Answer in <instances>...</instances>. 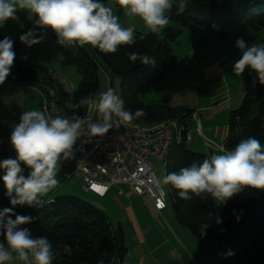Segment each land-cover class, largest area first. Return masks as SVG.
Returning <instances> with one entry per match:
<instances>
[{"label": "trees", "instance_id": "1", "mask_svg": "<svg viewBox=\"0 0 264 264\" xmlns=\"http://www.w3.org/2000/svg\"><path fill=\"white\" fill-rule=\"evenodd\" d=\"M187 5L183 14H177L174 4L170 23L160 36L150 31H137L135 45L120 46L115 53L105 54L90 45L63 48L57 44L62 52L63 65H75L81 75L73 93H60L59 106L63 115H82L85 106L81 107L78 101L90 93L101 91L100 71L104 69L120 79L119 94L124 100L125 109L132 112L144 110L145 115L137 121L150 123L168 118L186 121L192 117L194 112L188 107H171L163 102L144 103L139 99V94L163 79L166 71L176 64L173 43L184 29L203 32V35L215 31L221 39L227 36L225 26L232 23L242 22L247 27L259 30L264 28V0H187ZM51 33L57 41L56 34L52 30ZM5 37L14 41L15 52L14 65L7 79L23 83L35 79L40 81L48 68L22 62L19 59L22 51L19 37L0 33V40ZM132 51L155 57V64H133L128 58V53ZM243 75V99L229 114L224 142V147L229 150L248 137L258 139L264 146V85L259 84L258 80L253 84L256 74L250 69H246ZM26 91L33 92L29 88ZM14 126L12 121L0 119V139H10ZM186 141L184 139L173 145L165 160L166 174L209 156L187 149ZM168 188L177 220L194 236L221 242V250L214 264H264L262 191L245 189L225 203L216 204L210 196L206 199L194 196L191 200H182L175 189L170 185ZM42 200L43 204L39 207L17 205L13 208L0 179V209L13 208L15 214L33 218V222L24 227L30 228L34 236H46L50 240L56 253L53 264H100V261L114 264L113 257L122 261L129 253L122 225L113 226L104 211L92 203L67 194ZM217 219L222 222L217 223ZM202 223L208 225L203 236ZM64 244L71 245V254L63 251ZM230 252L233 254L229 255Z\"/></svg>", "mask_w": 264, "mask_h": 264}, {"label": "clouds", "instance_id": "2", "mask_svg": "<svg viewBox=\"0 0 264 264\" xmlns=\"http://www.w3.org/2000/svg\"><path fill=\"white\" fill-rule=\"evenodd\" d=\"M116 2L125 17L139 18L157 36L169 25L174 4L177 14H183L188 6L187 0ZM18 10H26L31 18L35 17L34 23L40 28L51 29L57 36L56 43L63 48L90 45L109 54L115 53L120 46L136 43L134 30L124 27L120 16L104 0H0V25L9 19L18 20ZM19 39L28 47L42 41V37L32 30ZM13 45L14 41L9 37L0 40V85L4 84L14 65ZM235 46L242 55L233 65L234 75L240 77L250 69L256 74L253 84L258 80L264 85V43L249 45L241 37L237 38ZM128 58L133 64H155V57L147 53L132 51ZM78 104L87 106L89 111L95 110L96 121L77 114L53 116L42 110L21 114L10 134L16 155L0 160L3 171L0 179L13 208L17 205L42 206V198L60 184L61 161L74 158V146L83 135H105L112 128L114 117L127 124L145 115L143 109L126 110L124 100L111 87L80 98ZM151 181L157 188L170 185L182 200L210 196L213 201L225 203L245 189L264 191V146L254 137L241 139L231 150L220 145L218 152L178 171L163 177L153 172ZM163 206L158 204V207ZM13 208L0 209V237H3L0 264H53L56 253L50 240L46 236H34L30 228L24 227L31 224L33 218L15 214ZM216 222L222 221L217 219ZM206 227V223L201 224L202 236L206 235ZM63 251L71 254V245L64 244ZM130 257L129 252L122 261L116 257L112 259L114 264H129Z\"/></svg>", "mask_w": 264, "mask_h": 264}, {"label": "rangeland", "instance_id": "3", "mask_svg": "<svg viewBox=\"0 0 264 264\" xmlns=\"http://www.w3.org/2000/svg\"><path fill=\"white\" fill-rule=\"evenodd\" d=\"M105 4L111 6L116 14L120 16L124 27L132 28L134 33L137 31L149 32L139 18L128 19L125 17L123 10L119 9L116 0H107ZM16 15L18 20L9 19L3 25H0L1 34L20 37L21 33L29 31L33 26H37L34 23L36 18H31L26 10H18ZM37 27L39 28V37H42V41L32 48L29 63L36 67L44 66L55 70L76 89L81 80L78 68L75 65H63L62 52L52 36L51 29ZM225 32L227 36L221 39L215 31L203 35V32L184 29L173 43V49L177 57L176 64L166 71L163 79L156 81L148 90L142 91L139 94V99L144 103L163 102L171 107L194 106L198 98L195 93L196 88H194L193 77L200 75L201 70L198 67L202 60L207 65L212 59L219 62V69L221 70L215 79L221 78L225 81L221 88L216 90L218 91L217 94L232 95L239 98L241 102L244 93V75L242 74L240 77L234 75L233 65L241 57L242 53L235 46V42L237 38L242 37L249 45L264 43V28L256 30L245 26L242 22H238L225 26ZM26 50V45L22 43L21 53ZM209 56L211 57L210 59ZM36 82V79L23 83L10 81L6 78L4 84L0 85L6 89L8 88L7 91L0 89L1 120L6 117L13 119L11 121L14 124H18L24 111L41 110L40 100L36 93H28L26 91L27 85H32ZM109 87L120 91V79L101 69L100 89L103 91ZM208 117L206 119L212 122L213 120H210L212 115L209 114ZM226 119L227 113L225 114L223 110L218 117L216 116L220 133L223 131L225 123H227ZM190 128H192V123L188 129L193 131V128ZM199 135L201 134L199 133ZM202 137L207 140L205 136ZM214 140L221 142L219 137L214 138ZM196 142V140H189L185 145L187 149L197 151ZM212 147L215 148V152H212V154L218 152V145ZM15 155L10 139L1 138L0 160L8 157L14 158ZM72 159L61 161L58 173L60 184L43 198L49 199L52 195L58 194L75 195L104 211L113 226L121 224L125 233V243L131 253L129 264H138L142 257L146 259L144 264H177V261H179L178 256L182 257L183 260L187 257L190 264H214L221 250V242L211 238H198L177 220L168 186H163L169 195L165 217H159L149 214L146 206L147 201L145 202L144 200L145 197L129 193L131 191L127 186L121 187L125 189V194L123 195L117 193V189L120 186H114L107 197L97 198L91 192L83 190V183L77 177H73L71 180L65 179L64 173L72 170ZM151 161L157 176L163 177L166 175L165 161L155 157H152ZM1 175H3L2 170H0ZM262 193L264 194V191ZM214 202L219 204V201ZM181 231L185 234L182 235ZM166 234L171 236V239H168ZM142 237L144 238V243ZM173 237H176V239ZM2 241L3 238L0 237V242ZM172 243L177 248L176 250H173L174 246Z\"/></svg>", "mask_w": 264, "mask_h": 264}, {"label": "built area", "instance_id": "4", "mask_svg": "<svg viewBox=\"0 0 264 264\" xmlns=\"http://www.w3.org/2000/svg\"><path fill=\"white\" fill-rule=\"evenodd\" d=\"M30 30L39 37L37 26ZM35 46H26L27 50L19 55V59L25 64L29 63L31 50ZM39 80L27 85V88L38 96L41 110L53 116L63 115L59 106L60 93H73V86L51 68ZM113 89L119 94L116 88ZM81 116L93 122L97 119L95 110L89 111L87 106ZM192 117L198 120L197 130L205 136L198 112L195 111ZM184 139H191L186 121L168 118L150 123L134 120L126 124L114 117L112 128L105 135L91 137L86 134L78 139L71 161L72 170L66 171L64 177L67 180L77 177L85 190L101 197L113 186H127L137 195L147 197L155 210L162 211L167 208L168 193L163 186L157 188L151 181L152 173H156L151 158L165 161L173 145ZM207 141L212 142L208 138ZM160 203L164 205L162 208L158 207Z\"/></svg>", "mask_w": 264, "mask_h": 264}, {"label": "crops", "instance_id": "5", "mask_svg": "<svg viewBox=\"0 0 264 264\" xmlns=\"http://www.w3.org/2000/svg\"><path fill=\"white\" fill-rule=\"evenodd\" d=\"M24 33L25 32L21 33L20 35H22ZM210 58L211 57L209 56V59ZM198 69L201 70L200 75L193 77L194 88H196L195 93H196L198 99H197V102L194 106L188 107V108L192 109L193 112H195V111L198 112L203 134L205 135L206 138L212 140V142L205 140L201 135H199L198 131L196 130L197 129L196 118L189 117L186 120V124H187V127H189L190 124L192 123L193 129L192 128H190V129H192L193 131H191V139L190 140L191 141H194V140L197 141L195 143L196 144L195 146L197 148L196 150L197 151L200 150V152H204L207 155H211L212 152H215V148H213L212 146L224 145L225 138H226L227 133H228L230 111L232 109L238 107L241 104V102H240L239 98L234 97L232 95H228V94L219 95V94H217L218 91H216V90H219L221 88V85L223 83H225V81H223V79H221V78L215 79V77H217V75L221 72V70L219 69V62L218 61L211 59V62H209L207 65H205L204 61L202 60L199 63ZM0 89L7 91L8 88L6 89L3 86H0ZM243 95H244V93H243ZM242 99H243V97H242ZM222 110L224 111L225 114L227 113V119H226L227 123H225V125L223 126V131L220 133L218 131L219 126H217V124H219V123H217L216 116L218 117ZM209 114L212 115V118L210 117V120L211 119L213 120L212 122H209L208 121L209 119H206V118H209L208 117ZM2 119L3 120H9V121L13 120V119L6 118V117L5 118L3 117ZM194 128H196V129H194ZM216 137H219L221 142L215 141L214 138H216ZM187 141H189V140H187ZM187 141H186V143H187ZM113 187L103 197L96 195L92 192L91 193L94 194L97 198H105L111 192ZM83 190L86 192H89V191L84 189V186H83ZM130 191L131 192H129V193H135L131 189H130ZM117 193L123 195V194H125V189L120 187L117 189ZM137 196H139V195H137ZM53 197H54V195H52L49 199H51ZM144 200H145V202L147 201L146 206H147V209H148L147 211L149 214H154V215L159 216V217H165L164 214H165L167 208L162 210V211H157L149 203V199L147 197H145ZM181 234L184 235L185 233H183L181 231ZM167 237H168V239H171V236L167 235ZM173 238L176 239V237H173ZM142 241H143V243L145 242L143 237H142ZM177 243L178 242L176 240V244ZM173 246H174V244H173ZM176 249L177 248L174 246L173 250H176ZM178 258H179V261H177V264H190L189 259L187 257H185L184 260L180 256H178ZM145 260H146L145 257H142L139 260L138 264H144ZM170 264H174V263H170Z\"/></svg>", "mask_w": 264, "mask_h": 264}, {"label": "snow or ice", "instance_id": "6", "mask_svg": "<svg viewBox=\"0 0 264 264\" xmlns=\"http://www.w3.org/2000/svg\"><path fill=\"white\" fill-rule=\"evenodd\" d=\"M98 191L100 190V189H97Z\"/></svg>", "mask_w": 264, "mask_h": 264}]
</instances>
